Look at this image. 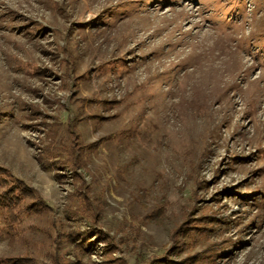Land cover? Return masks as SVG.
I'll use <instances>...</instances> for the list:
<instances>
[{"label": "rangeland", "instance_id": "obj_1", "mask_svg": "<svg viewBox=\"0 0 264 264\" xmlns=\"http://www.w3.org/2000/svg\"><path fill=\"white\" fill-rule=\"evenodd\" d=\"M16 178L44 206L0 203V264H101L97 230L129 264H264V0H0Z\"/></svg>", "mask_w": 264, "mask_h": 264}, {"label": "trees", "instance_id": "obj_2", "mask_svg": "<svg viewBox=\"0 0 264 264\" xmlns=\"http://www.w3.org/2000/svg\"><path fill=\"white\" fill-rule=\"evenodd\" d=\"M29 197L33 199L35 198L32 193V188H30V186H28L21 179L17 180V178H16V182L9 185L8 188L4 191V193H2V195L0 196V203H2V206L5 207L6 210H9L13 214V216L9 214L7 216L8 220H6V222H9V225H8L9 227L14 226L15 223L13 222V219L14 221H18L19 215L21 213L42 211L41 209H42V206H44V202L38 199H34L30 203H28ZM38 204L39 206H36ZM188 226L189 225L187 224V225L181 226L178 229V232L175 233L174 235V240L176 242H179L178 236L180 233L182 235L189 234L187 233ZM97 234L99 238H104L105 240H107V245L106 247H104V252L105 254L108 255V258L105 259V261H102L103 263L101 264H129L123 256L117 257V258L112 256V252L115 249H118L119 246L117 245V243H115L112 240V236L108 232L104 230H97ZM93 244H94V241H91V237H88V235H85L78 241L77 246H78V249L91 251L90 246H92ZM179 244L180 243H177V245L174 248H178ZM4 260H6L9 264H30V263L32 264V262H34L33 258L30 256H25V257L17 256L15 258H9V259L5 258ZM176 261L177 260L171 258L170 255H164L160 257H155L151 263L153 264H173ZM179 263L185 264L184 261H179ZM56 264H75V262L72 260L66 261L61 258L56 261ZM83 264H89V263L85 262Z\"/></svg>", "mask_w": 264, "mask_h": 264}]
</instances>
